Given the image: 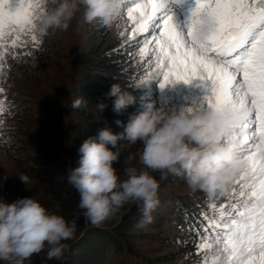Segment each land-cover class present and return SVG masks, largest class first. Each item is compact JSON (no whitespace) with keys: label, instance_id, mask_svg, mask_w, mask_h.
I'll list each match as a JSON object with an SVG mask.
<instances>
[{"label":"snow or ice","instance_id":"snow-or-ice-1","mask_svg":"<svg viewBox=\"0 0 264 264\" xmlns=\"http://www.w3.org/2000/svg\"><path fill=\"white\" fill-rule=\"evenodd\" d=\"M43 2L0 0V48L9 38L25 43L21 37L36 30ZM177 3L122 0L121 12L132 24L137 62L147 65L146 75L153 73L150 81L161 89L196 83L205 95L190 110L219 111L237 121L222 139L243 162L234 199L213 205L227 211L197 234L198 264H264V0H197L183 26L171 11ZM204 29H210L206 40L198 36Z\"/></svg>","mask_w":264,"mask_h":264},{"label":"rangeland","instance_id":"rangeland-1","mask_svg":"<svg viewBox=\"0 0 264 264\" xmlns=\"http://www.w3.org/2000/svg\"><path fill=\"white\" fill-rule=\"evenodd\" d=\"M16 3L17 0H13L14 6ZM50 6V0L42 3L44 13ZM196 6L197 0H178L171 9L176 22L183 26ZM42 15L36 30L21 37L25 41L22 46L13 44L12 38H9L4 47L0 48V88L3 89L0 92V200L12 203L18 198H35L50 212L72 222L73 215L62 206L53 189L46 187L44 179L39 180L33 176V172L36 166H51L55 170V177L71 187L67 182L68 169L76 166L68 152L70 139L66 129L67 119L71 117V92L79 74L91 61L89 53L94 43L101 45L110 40L112 44H122L121 50L127 53L130 61L139 69L125 84L128 91H132L131 94L141 101V107L157 101L160 110L172 114L201 105L205 93L196 83L186 85L181 82L174 87L170 85L161 89L159 81H150L153 73L146 75L147 65L141 68L137 62L139 53L135 50V39L130 34L132 24L124 12L107 24L103 20L86 23L81 12L73 18L66 30L48 31L41 30ZM32 35L37 37L35 41H32ZM146 80L150 82L144 84ZM39 149L42 151L38 153ZM151 174L159 181L160 188H169L182 195L192 193L201 201L205 199L202 204L207 203L211 209H215V214L211 215L214 218H218L219 213L227 211V208L213 205H224L226 200L234 199L231 194L232 187H236L234 183L227 194L210 197L202 190L192 189L184 178L183 184L171 183L170 178L175 175L162 179L158 172ZM21 175L29 177L28 184L19 179ZM134 205L138 206V202L125 204L116 211L118 215L114 213L99 226L113 227ZM154 222L155 225L150 229L138 227V231L148 234L153 232L159 238L165 233L171 237L182 236L181 240L150 241L144 235L129 236L127 241L133 250L140 251V256L148 255L153 258L152 262H160L150 263L149 260L147 264H198L200 256L196 252V239H188L187 233L182 231L183 226L178 227L180 224L175 221H172L176 224L172 227L164 226V219ZM79 229L76 226L74 238L64 242L70 248L63 259L49 260L46 252H42L25 264H63L86 233V227ZM161 229L165 230L164 233H161ZM177 242L180 245H176ZM187 242L194 246L193 249H185Z\"/></svg>","mask_w":264,"mask_h":264},{"label":"clouds","instance_id":"clouds-1","mask_svg":"<svg viewBox=\"0 0 264 264\" xmlns=\"http://www.w3.org/2000/svg\"><path fill=\"white\" fill-rule=\"evenodd\" d=\"M50 8L42 15L41 30H66L78 13L83 21L103 20L106 24L117 17L122 0H50ZM210 29L198 32L202 40ZM108 97H114L113 111L120 114L136 104V97L113 84ZM88 102L83 97L71 101L73 109ZM101 111L107 105L100 103ZM138 115L130 117L115 133L111 128L100 129L86 139L79 149L80 159L68 169L67 182L80 194L78 207L93 225H99L129 202H143L144 219L138 226L151 222V213L158 207L159 181L183 175L194 190L208 196L227 194L243 162L231 142H222L237 123L229 114L219 111L198 112L190 108L169 114L149 103ZM120 141L140 142L143 150L139 160L142 167L125 169L121 180L114 165L119 162ZM7 177H5L6 179ZM19 179L28 184L29 177ZM76 232L75 221L50 212L35 198H18L8 203L0 200V264H25L33 256L46 252L49 260H61Z\"/></svg>","mask_w":264,"mask_h":264},{"label":"trees","instance_id":"trees-1","mask_svg":"<svg viewBox=\"0 0 264 264\" xmlns=\"http://www.w3.org/2000/svg\"><path fill=\"white\" fill-rule=\"evenodd\" d=\"M122 45V44H121ZM121 45H115L111 41H104L101 45H95L90 49L91 61L86 64L87 67L79 74V77L72 88V100L83 97L88 103L80 109L71 107V117L67 119L66 129L70 145L68 152L73 159L74 164L80 159L79 149L83 142L89 137L95 136L97 132L108 127L115 133H120L123 128L116 124L117 120L122 121L125 125L130 117L138 115L144 109V104L140 106L141 101L136 99V104L129 107L126 111L117 114L113 111L114 97H108L107 93L113 84H120L122 89L128 91L127 85L129 79L138 73L139 69L136 64L130 61L127 53L121 50ZM131 92L132 91H128ZM71 100V101H72ZM156 101V100H154ZM104 103L107 108L101 112L96 105ZM159 109L158 102H154ZM41 123V122H40ZM41 148V146H37ZM47 149V147H46ZM120 159L114 167L117 174L123 180L125 178V169L136 167L140 169L139 156L143 150L140 142L131 144L127 141H120L118 145ZM42 151L38 150V153ZM33 176L39 180L44 179L46 187L53 189L62 206L73 215L76 226L80 227L79 231L86 227V233L76 244L75 248L65 258L63 264H147L146 261L152 262L153 258L148 255L144 257L139 255V250H133L127 241L129 236H147V241L151 239H178L180 236H168L163 234L160 238L153 232L144 233L138 231V227H148L155 225V220L164 219V226L172 227L175 221L183 226V230L188 237L197 238V234H203L204 227L208 224L209 219L214 218L215 209H211L209 204H202L205 199H197L192 193L173 192L169 188H159L158 207L151 213V222L138 226L144 219L143 202H138L126 212L118 223L113 227L105 228L99 225H93L84 216V210L78 207L80 202L79 192L72 186H66L65 181L55 177V170L51 166H36ZM183 175L171 177V183H185ZM185 179V178H184ZM140 208V210H136ZM118 215L117 212H115ZM103 223V222H102ZM176 227V226H175ZM172 228H170L171 230ZM78 231V232H79ZM138 231V232H137ZM148 231V230H147ZM165 230L161 229V233ZM175 231V230H174ZM145 240V241H146ZM176 245H180L177 242ZM185 249H193L194 246L189 242L184 245Z\"/></svg>","mask_w":264,"mask_h":264}]
</instances>
